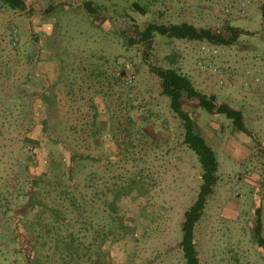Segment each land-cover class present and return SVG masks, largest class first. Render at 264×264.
<instances>
[{
	"label": "rangeland",
	"instance_id": "obj_1",
	"mask_svg": "<svg viewBox=\"0 0 264 264\" xmlns=\"http://www.w3.org/2000/svg\"><path fill=\"white\" fill-rule=\"evenodd\" d=\"M25 1L26 9L0 1V264H27L32 253L40 264H185L181 224L202 168L184 143L158 67L179 68L218 103L242 110L251 132L225 114L185 104L219 161L195 228L202 264H264V0ZM134 1L147 12L133 9ZM185 21L243 31L234 44L211 43L218 50L212 56L203 53L204 40L157 32L152 47L141 40L151 22ZM203 57L211 68L201 67ZM47 118L55 138L91 156L65 183L66 162L51 158L64 152L61 143L39 131L26 139ZM34 171L46 174L38 190L30 187ZM68 186L83 190L87 210L71 208L63 197ZM30 189L38 191L33 206ZM112 201L127 229L117 241L116 228L104 236ZM70 232L81 238L72 257L62 251Z\"/></svg>",
	"mask_w": 264,
	"mask_h": 264
},
{
	"label": "trees",
	"instance_id": "obj_2",
	"mask_svg": "<svg viewBox=\"0 0 264 264\" xmlns=\"http://www.w3.org/2000/svg\"><path fill=\"white\" fill-rule=\"evenodd\" d=\"M2 3L13 9H26V1L25 0H0ZM88 11L90 13H94L95 10L91 6L90 3L85 4ZM132 8L138 10L142 13H146V8L144 5L140 4L138 1H134L132 3ZM50 9V8H49ZM263 15H264V3L261 6ZM227 30V34L221 31H215L209 27H197L196 25L189 22H181V23H173L170 25L166 24H157V23H149L142 31H141V40L144 42L145 46L150 48L152 47L153 39L155 33H160L162 35H166L170 38H179V39H188V40H204L217 45H231L238 41L239 35L243 30L238 27H234L231 25L225 26ZM131 43L132 39H128ZM156 74L161 79L162 91L163 94L169 99V105L172 112L180 118L182 121L183 129H184V143L193 150L198 158L202 168V183L200 185L199 192L197 194L194 202L189 206V208L184 213V219L181 224V248L183 251V257L185 260V264H202L199 252L197 249L196 241H195V228L197 223L203 216V212L207 203L208 197L214 192V188L218 181L217 170L219 168V161L217 159L215 149L208 143L206 138L198 131L196 127V123L191 112L188 108L185 107L186 103L195 102L200 107L204 108L206 111L210 113H222L227 117L232 119L235 127L239 130L247 131L245 125V119L242 110L236 109L230 104L218 103L217 97L215 94H207L199 90L193 83L192 79L184 72H182L177 67H169V68H153ZM35 106H33V109ZM93 126H98L97 117L98 112L96 111L93 114ZM50 118L44 119L43 121H37L34 126L29 129V136L26 137L27 141L30 139V135L39 131L42 135H49L52 137V133L50 132ZM50 130V131H49ZM251 133V132H249ZM54 134V133H53ZM54 137V136H53ZM54 141H58L63 146L64 152L60 153L56 156H51L53 162H59L60 159L58 157H62L66 162V168L64 169L63 176L65 177L64 183L67 182V179H71L73 175L79 174L82 170L83 166L86 164V161L91 157L88 154L75 152L71 150V147L66 142V140L62 137L61 134L56 135L54 137ZM31 144L34 148H39L40 145L35 140H30ZM66 151V154H64ZM68 153V154H67ZM35 156H32V158ZM43 159L38 155L36 158V162H42ZM36 167L37 164H36ZM34 166H27V168H36ZM35 174L32 175L31 180V188L36 190L40 189L43 177L46 174H38L34 171ZM62 177V176H61ZM45 187L47 190L52 189V183H45ZM69 187V186H68ZM29 190V205L33 206L36 198L37 192L35 190ZM67 197L63 196L65 199H68L70 202V206L75 211L87 210L88 209V200L85 196L83 190L78 186L76 190H73L70 186ZM35 191V192H34ZM65 193V192H63ZM107 207L109 209V214L103 219L104 226L107 229L104 236L107 238L109 235H113V229H117L119 231V235H115V241L119 240L121 234L124 235L126 232V228L124 222L120 220V216L118 213V205L116 201L107 202ZM91 209V208H90ZM260 225V221H259ZM80 230V229H79ZM258 231V230H257ZM259 234V231L257 232ZM259 243L264 249V238L259 234ZM58 239H63L62 237H58ZM81 238L77 236L75 232H70L63 239L68 240L65 242L64 248L62 251H65L67 255L73 256L74 254L78 255V251H80V247L71 248V245L75 242H80ZM27 264H40L37 261L35 254L32 253L27 257Z\"/></svg>",
	"mask_w": 264,
	"mask_h": 264
},
{
	"label": "built area",
	"instance_id": "obj_3",
	"mask_svg": "<svg viewBox=\"0 0 264 264\" xmlns=\"http://www.w3.org/2000/svg\"><path fill=\"white\" fill-rule=\"evenodd\" d=\"M202 51L204 54L212 56L213 54H217L218 50L217 48H214V45H211V42H206L204 45H202ZM200 65L203 69H207L208 67H212L213 64L206 58L200 59Z\"/></svg>",
	"mask_w": 264,
	"mask_h": 264
},
{
	"label": "crops",
	"instance_id": "obj_4",
	"mask_svg": "<svg viewBox=\"0 0 264 264\" xmlns=\"http://www.w3.org/2000/svg\"><path fill=\"white\" fill-rule=\"evenodd\" d=\"M202 92H207L206 90H202Z\"/></svg>",
	"mask_w": 264,
	"mask_h": 264
}]
</instances>
